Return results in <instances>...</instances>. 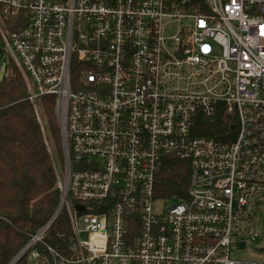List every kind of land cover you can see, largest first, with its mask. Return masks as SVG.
I'll use <instances>...</instances> for the list:
<instances>
[{
	"label": "built area",
	"instance_id": "obj_1",
	"mask_svg": "<svg viewBox=\"0 0 264 264\" xmlns=\"http://www.w3.org/2000/svg\"><path fill=\"white\" fill-rule=\"evenodd\" d=\"M0 5L20 22L0 24L3 49L32 103L55 100L64 154L58 206L14 261L65 211L80 264H264L233 258L264 202V0ZM169 155L191 165L187 198L156 197Z\"/></svg>",
	"mask_w": 264,
	"mask_h": 264
},
{
	"label": "trees",
	"instance_id": "obj_2",
	"mask_svg": "<svg viewBox=\"0 0 264 264\" xmlns=\"http://www.w3.org/2000/svg\"><path fill=\"white\" fill-rule=\"evenodd\" d=\"M0 24L9 30L20 26L19 21L3 14L1 5ZM0 44L3 47L1 36ZM8 68L0 82V264L17 258L32 236L51 220L60 200L59 176L64 165L55 100L42 97L32 103L21 70L11 59ZM190 176L188 161L165 156L156 177V197L187 198ZM73 236L70 219L63 211L43 242L33 249L47 264L55 261L47 246L59 253L58 264L61 258L68 264H80L79 253L71 248ZM29 254L16 264H29Z\"/></svg>",
	"mask_w": 264,
	"mask_h": 264
},
{
	"label": "rangeland",
	"instance_id": "obj_3",
	"mask_svg": "<svg viewBox=\"0 0 264 264\" xmlns=\"http://www.w3.org/2000/svg\"><path fill=\"white\" fill-rule=\"evenodd\" d=\"M10 59L11 58H10L9 53L5 49H3V47L0 44V82L7 75ZM27 90H28V87H27ZM174 203L176 202L171 201V200H165L164 202H156V208L157 209L160 208L165 213L171 206L174 205ZM253 213H255V218H257L258 220L260 221L264 220V202L258 206L257 210L256 208H254ZM247 226L250 228L251 231L249 234H247L245 240H243V242L239 244L238 249L233 253V258L237 260H243V261L264 262V221L261 224L250 222L249 224H247ZM42 229L43 227L40 230ZM45 235L46 233L43 234L41 242H43ZM86 238L87 236L85 235L84 239ZM31 239L24 246V248H22L21 252H24L27 249ZM41 242H38V243H41ZM33 250L36 251L35 249ZM33 250L31 249L30 254H29V258H28V261L30 262L29 264H36L38 262V260L34 259L33 255H31V252ZM21 258L22 256L19 257L16 261H14L16 259L15 258L13 260L14 262L12 261L9 264H12V263L16 264L20 261Z\"/></svg>",
	"mask_w": 264,
	"mask_h": 264
},
{
	"label": "flooded vegetation",
	"instance_id": "obj_4",
	"mask_svg": "<svg viewBox=\"0 0 264 264\" xmlns=\"http://www.w3.org/2000/svg\"><path fill=\"white\" fill-rule=\"evenodd\" d=\"M263 221H264V220L260 221V220H258L257 218H255V223H256V224H261Z\"/></svg>",
	"mask_w": 264,
	"mask_h": 264
}]
</instances>
